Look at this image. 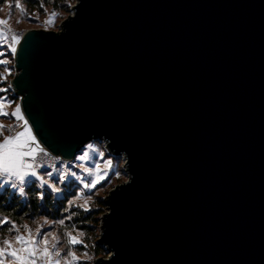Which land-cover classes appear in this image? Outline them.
I'll use <instances>...</instances> for the list:
<instances>
[{"label":"water","instance_id":"water-1","mask_svg":"<svg viewBox=\"0 0 264 264\" xmlns=\"http://www.w3.org/2000/svg\"><path fill=\"white\" fill-rule=\"evenodd\" d=\"M14 60L47 151L126 158L94 264H264V0H77Z\"/></svg>","mask_w":264,"mask_h":264},{"label":"rangeland","instance_id":"rangeland-1","mask_svg":"<svg viewBox=\"0 0 264 264\" xmlns=\"http://www.w3.org/2000/svg\"><path fill=\"white\" fill-rule=\"evenodd\" d=\"M76 2L77 0L72 2L68 11L63 14L48 11L46 15L40 16L39 14H28L25 5L23 4V0H0V20L6 21L4 25H0V29H2L4 35L9 37V40L13 33L22 37V35L28 30L59 32L64 20L72 15L73 6ZM17 3L19 4V7H17ZM0 53H3V55H0V60L8 61L7 64H0V101L4 104L3 111L9 114L7 117L0 115V125L4 128V131L0 133L3 135L4 139L9 135H14L16 132L22 131L23 128L21 126L22 122H18L14 117H11V113L15 110L16 106L20 105V98L15 96V92L11 87V81L17 75L14 67V56L11 54L10 49L7 48V45L3 42H0ZM9 129L11 131H9ZM2 140H0V142H2ZM89 144L93 145L92 149L87 147ZM89 144L82 149L73 161H64L56 168H45L42 171H39L44 175V180L47 181L46 184H40V186L52 192L57 197H62L65 193L71 191L76 192V195L73 198L74 206L81 210L89 211L97 204V202L102 201L104 210L99 216L98 242L101 234V219L102 216L108 212L105 200L111 190L128 181L129 175L125 167L124 159L122 157L121 159H116L114 155L109 154L104 143L93 141ZM85 152L89 153L88 158L80 160L79 157ZM101 153L103 154L102 156ZM42 157L43 156L38 153L35 160L36 167H44L43 164L39 163ZM109 160H111V165L106 168V162ZM97 165H99L101 170L105 171V178L97 183L95 187L85 188L84 184L90 182L93 178V176L88 175L85 169H92L93 173H95ZM46 172H51L52 175H45ZM117 172L120 173L119 176L115 175ZM73 173H75V175H73ZM0 179L4 180V178ZM52 185H54L58 191H53L51 187ZM100 185H102V188L98 189ZM51 225L52 224L48 222L47 225H41L42 227L28 228L31 229L33 237H36L38 228L41 231V235H43V233H49L46 237L48 240L47 247L49 251L59 252L60 255L54 256L53 259H59L60 264H69L71 257L67 255L68 252L75 253L78 258V264H94L99 258L109 257V253H107L105 247L102 245L105 253L101 256H97L94 250L92 248L90 249L83 241V236L78 231L74 230L68 233L66 239L63 238L62 241L56 231L54 232L50 230ZM19 234L27 236L28 232L24 228L19 231ZM69 236H75L80 243L75 245L70 244ZM14 237L8 239L12 240L16 247H20L19 244L15 243ZM0 246H2V241H0ZM78 246H84L87 247V249L80 252L76 250V247ZM39 247L43 249L45 245L41 242ZM85 253H87V255H85ZM8 259L10 260L11 258ZM38 264H42V259H38Z\"/></svg>","mask_w":264,"mask_h":264},{"label":"snow or ice","instance_id":"snow-or-ice-1","mask_svg":"<svg viewBox=\"0 0 264 264\" xmlns=\"http://www.w3.org/2000/svg\"><path fill=\"white\" fill-rule=\"evenodd\" d=\"M17 7L19 4L17 3ZM43 7V3H41ZM55 15V14H53ZM6 21L0 20V25H4ZM21 37L13 33L10 37L4 35L2 29H0V42L7 45L13 56L16 55L17 45L20 43ZM3 55V53H0ZM7 60H0V64H7ZM4 104L0 101V115L7 117L9 114L3 111ZM11 117H14L16 121L22 122V131L16 132L14 135L5 137L0 142V178H4V185L11 184L13 189L18 188L21 196L25 194L24 185L28 182L29 178H32L35 182L43 185L47 181L44 180L42 175L35 164L38 153L44 152V149L39 146L37 137L33 135L32 127L29 125V120L25 118L20 105H17L15 110L11 113ZM4 128L0 125V132H3ZM9 131H11L9 129ZM89 149L93 148V145H87ZM46 154V153H45ZM103 154L101 153V156ZM89 156L88 152H85L79 157L80 160H85ZM111 165V160L106 162L107 166ZM88 175L93 176L90 182L85 183V188L95 187L103 178H105V171L96 166L95 173L92 169H85ZM45 175L51 176V172H46ZM75 175V173H73ZM115 175L119 176L117 172ZM4 185H0L3 187ZM53 191H58L54 185L51 186ZM37 195L42 199L43 193L39 192ZM60 224L64 221L60 220ZM9 225V232H16L14 237L15 243L19 244L20 247H16L12 240L3 239L2 246H0V264H38V259H42V264H60L59 259H53L54 256H59L57 251H49L47 245V236L49 233H43L37 229L36 237L31 234V229L25 225V229L28 232L27 236L19 234V225L9 217L4 216L0 218V231L4 230V226ZM42 227V226H41ZM43 243L45 247L41 249L40 243ZM69 243L75 245L80 243L75 236H69ZM71 257L69 264H78V258L75 253L68 252ZM87 255V253H85ZM8 258H11L10 260Z\"/></svg>","mask_w":264,"mask_h":264},{"label":"trees","instance_id":"trees-1","mask_svg":"<svg viewBox=\"0 0 264 264\" xmlns=\"http://www.w3.org/2000/svg\"><path fill=\"white\" fill-rule=\"evenodd\" d=\"M5 1V0H4ZM75 0H23L26 11L30 15L39 14L44 16L48 11L61 14L68 11V8ZM43 3V7H41ZM3 135L0 133V140ZM0 185H4L0 180ZM102 185L98 187L101 189ZM42 192L41 199L37 193ZM76 192L65 193L62 197L55 196L52 192L41 187L38 182L32 180L25 186V194L20 195L19 191L10 186L0 187V218L7 216L19 225V231L28 227L47 225L50 222L51 231H56L59 237L66 239L68 233L78 231L83 236V241L94 250L97 256L105 253L104 248L98 244L99 216L103 213L102 201L92 207L91 210H81L74 206L73 198ZM64 223L60 224L59 221ZM9 225L4 226L0 231V241L12 238L16 232L8 231ZM87 247L78 246L77 251H84Z\"/></svg>","mask_w":264,"mask_h":264},{"label":"built area","instance_id":"built-area-1","mask_svg":"<svg viewBox=\"0 0 264 264\" xmlns=\"http://www.w3.org/2000/svg\"><path fill=\"white\" fill-rule=\"evenodd\" d=\"M41 148L44 149V152H41L40 153L43 157H42V159H41V161L39 163L43 164L44 167H38L37 166L38 171H42L45 168L46 169L56 168L62 162H64V160L62 158L53 155L52 153H50L49 151H47L44 147H41ZM121 157L124 159L125 164H126V158H125V156H121Z\"/></svg>","mask_w":264,"mask_h":264},{"label":"crops","instance_id":"crops-1","mask_svg":"<svg viewBox=\"0 0 264 264\" xmlns=\"http://www.w3.org/2000/svg\"><path fill=\"white\" fill-rule=\"evenodd\" d=\"M2 182L4 181V180H2V179H0ZM33 179L32 178H29V180H28V182L24 185V187L29 183V182H31ZM3 184H4V182H3ZM5 186H10V187H12L11 186V184L9 183V184H6ZM16 190H18V188H16ZM19 191V190H18Z\"/></svg>","mask_w":264,"mask_h":264},{"label":"bare ground","instance_id":"bare-ground-1","mask_svg":"<svg viewBox=\"0 0 264 264\" xmlns=\"http://www.w3.org/2000/svg\"><path fill=\"white\" fill-rule=\"evenodd\" d=\"M33 135H34V133H33ZM39 146L43 147V146L40 144V142H39Z\"/></svg>","mask_w":264,"mask_h":264}]
</instances>
